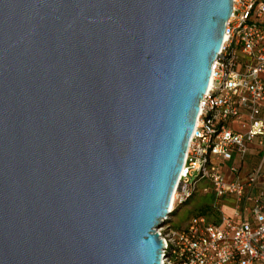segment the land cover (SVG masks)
<instances>
[{"label": "water", "instance_id": "water-1", "mask_svg": "<svg viewBox=\"0 0 264 264\" xmlns=\"http://www.w3.org/2000/svg\"><path fill=\"white\" fill-rule=\"evenodd\" d=\"M233 0H0V264H161Z\"/></svg>", "mask_w": 264, "mask_h": 264}, {"label": "built area", "instance_id": "built-area-1", "mask_svg": "<svg viewBox=\"0 0 264 264\" xmlns=\"http://www.w3.org/2000/svg\"><path fill=\"white\" fill-rule=\"evenodd\" d=\"M264 0H233L225 39L200 104L195 130L172 199L161 264H264ZM238 122L246 133L236 131ZM257 145L260 164L244 161ZM237 154L240 165L226 168ZM226 168V169H225ZM203 182L219 220L197 214L182 228L172 217ZM229 208V212L227 211Z\"/></svg>", "mask_w": 264, "mask_h": 264}, {"label": "rangeland", "instance_id": "rangeland-1", "mask_svg": "<svg viewBox=\"0 0 264 264\" xmlns=\"http://www.w3.org/2000/svg\"><path fill=\"white\" fill-rule=\"evenodd\" d=\"M232 127L240 133H246L248 130V127L243 128L238 122L233 123ZM212 204L211 188H209L207 182H203L198 189L197 195L187 205L181 207L172 217L171 225L177 229L182 228L191 217L197 214L207 216L211 221L219 220L218 212L212 207Z\"/></svg>", "mask_w": 264, "mask_h": 264}, {"label": "crops", "instance_id": "crops-1", "mask_svg": "<svg viewBox=\"0 0 264 264\" xmlns=\"http://www.w3.org/2000/svg\"><path fill=\"white\" fill-rule=\"evenodd\" d=\"M261 117L264 119V110L262 111ZM261 157H262V152L260 148L257 145L253 144L250 148L249 154L247 155L243 163L244 164L243 168H246L247 170H249L250 168L257 167L260 164ZM239 162L240 161H239L237 154H234L233 159L228 161V163L226 164V168L228 167V173H229V168L233 165H240ZM227 211L228 212L230 211L229 208Z\"/></svg>", "mask_w": 264, "mask_h": 264}, {"label": "trees", "instance_id": "trees-1", "mask_svg": "<svg viewBox=\"0 0 264 264\" xmlns=\"http://www.w3.org/2000/svg\"><path fill=\"white\" fill-rule=\"evenodd\" d=\"M189 202H190V201H189ZM189 202H188V203H189ZM188 203H187V204H188ZM187 204H186V205H187Z\"/></svg>", "mask_w": 264, "mask_h": 264}]
</instances>
